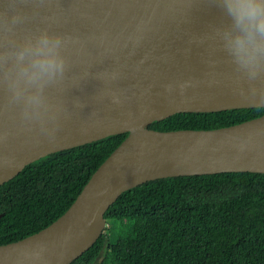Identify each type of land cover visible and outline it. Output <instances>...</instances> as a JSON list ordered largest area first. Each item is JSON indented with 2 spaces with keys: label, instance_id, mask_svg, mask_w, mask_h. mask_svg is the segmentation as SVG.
I'll return each mask as SVG.
<instances>
[{
  "label": "water",
  "instance_id": "water-1",
  "mask_svg": "<svg viewBox=\"0 0 264 264\" xmlns=\"http://www.w3.org/2000/svg\"><path fill=\"white\" fill-rule=\"evenodd\" d=\"M0 0L19 14L18 34L47 28L69 38L66 78L50 90L59 107L50 135L22 122L0 89V185L49 153L126 132L72 203L39 230L0 244V264H68L102 232L124 190L169 176L264 173V113L214 128L158 130L178 112L258 107L240 97L212 29L210 0Z\"/></svg>",
  "mask_w": 264,
  "mask_h": 264
},
{
  "label": "trees",
  "instance_id": "trees-1",
  "mask_svg": "<svg viewBox=\"0 0 264 264\" xmlns=\"http://www.w3.org/2000/svg\"><path fill=\"white\" fill-rule=\"evenodd\" d=\"M264 106L178 112L158 130L214 128ZM108 135L26 164L0 185V244L46 226L72 203L126 136ZM97 239L68 264H264V173L226 171L161 177L122 191Z\"/></svg>",
  "mask_w": 264,
  "mask_h": 264
},
{
  "label": "clouds",
  "instance_id": "clouds-1",
  "mask_svg": "<svg viewBox=\"0 0 264 264\" xmlns=\"http://www.w3.org/2000/svg\"><path fill=\"white\" fill-rule=\"evenodd\" d=\"M224 21L213 27L212 39L232 67L238 95L264 106V0H210ZM19 14L0 17V89L19 109L22 122L50 135L59 107L50 90L62 84L68 71L64 55L69 38L47 28L18 34Z\"/></svg>",
  "mask_w": 264,
  "mask_h": 264
},
{
  "label": "bare ground",
  "instance_id": "bare-ground-1",
  "mask_svg": "<svg viewBox=\"0 0 264 264\" xmlns=\"http://www.w3.org/2000/svg\"><path fill=\"white\" fill-rule=\"evenodd\" d=\"M145 0H139L138 1V3L139 4H137L136 6H137V8L135 9V11H138V10H140L144 5H143V2H144Z\"/></svg>",
  "mask_w": 264,
  "mask_h": 264
},
{
  "label": "rangeland",
  "instance_id": "rangeland-1",
  "mask_svg": "<svg viewBox=\"0 0 264 264\" xmlns=\"http://www.w3.org/2000/svg\"><path fill=\"white\" fill-rule=\"evenodd\" d=\"M137 4H139V3H137ZM105 225H107L106 222H105Z\"/></svg>",
  "mask_w": 264,
  "mask_h": 264
}]
</instances>
